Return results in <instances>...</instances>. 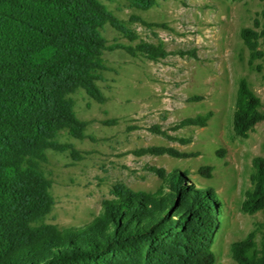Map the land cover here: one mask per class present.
Wrapping results in <instances>:
<instances>
[{
	"label": "trees",
	"instance_id": "obj_1",
	"mask_svg": "<svg viewBox=\"0 0 264 264\" xmlns=\"http://www.w3.org/2000/svg\"><path fill=\"white\" fill-rule=\"evenodd\" d=\"M125 1L140 10L159 2ZM106 24L130 41L138 38L102 0H0V264H216L211 249L219 227L216 194L209 187L194 189L178 171L151 167L166 181L155 192L115 187V197L104 200L84 227L46 222L54 205L52 181L42 167L47 151L75 153L59 137H85L86 122L77 117L72 94L83 89L105 101L98 81L107 70L104 51L113 48L103 35ZM258 36L240 29L249 64L262 56ZM114 47L152 60L169 54L162 41ZM261 120V99L242 78L233 134L247 137ZM253 168L242 202L250 213L264 209V158L255 157ZM230 250L237 264H264V232L259 244L251 233Z\"/></svg>",
	"mask_w": 264,
	"mask_h": 264
},
{
	"label": "rangeland",
	"instance_id": "obj_2",
	"mask_svg": "<svg viewBox=\"0 0 264 264\" xmlns=\"http://www.w3.org/2000/svg\"><path fill=\"white\" fill-rule=\"evenodd\" d=\"M102 1L138 38L130 41L104 26L113 47L104 51L107 70L98 81L105 101L83 89L72 94L77 117L86 122L85 137H59L75 153L47 151L42 167L52 181L54 205L46 222L84 227L104 200L115 197V187L155 192L166 181L151 167L178 171L194 189L209 187L216 194L219 227L211 249L216 264H237L231 244L251 233L259 244L264 232V209L242 208L252 187L253 159L264 158V120L247 137L234 135L231 126L240 79L264 109V0H159L147 10L128 7L125 0ZM242 27L259 33L262 56L252 64ZM141 40L162 41L169 54L152 60L114 47ZM199 116L196 124H182Z\"/></svg>",
	"mask_w": 264,
	"mask_h": 264
}]
</instances>
